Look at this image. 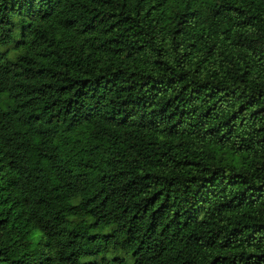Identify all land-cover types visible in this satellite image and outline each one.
I'll list each match as a JSON object with an SVG mask.
<instances>
[{
    "label": "trees",
    "instance_id": "16d2710c",
    "mask_svg": "<svg viewBox=\"0 0 264 264\" xmlns=\"http://www.w3.org/2000/svg\"><path fill=\"white\" fill-rule=\"evenodd\" d=\"M0 264H264V0H0Z\"/></svg>",
    "mask_w": 264,
    "mask_h": 264
},
{
    "label": "rangeland",
    "instance_id": "374dc122",
    "mask_svg": "<svg viewBox=\"0 0 264 264\" xmlns=\"http://www.w3.org/2000/svg\"><path fill=\"white\" fill-rule=\"evenodd\" d=\"M171 1V0H170ZM121 254V253H120Z\"/></svg>",
    "mask_w": 264,
    "mask_h": 264
}]
</instances>
